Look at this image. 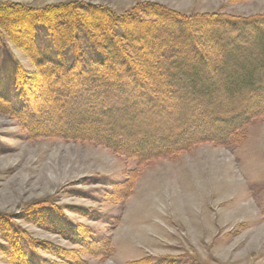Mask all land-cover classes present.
Returning a JSON list of instances; mask_svg holds the SVG:
<instances>
[{
  "label": "rangeland",
  "instance_id": "rangeland-1",
  "mask_svg": "<svg viewBox=\"0 0 264 264\" xmlns=\"http://www.w3.org/2000/svg\"><path fill=\"white\" fill-rule=\"evenodd\" d=\"M0 3L94 5L117 16L144 4L185 17L264 14V0ZM36 44L55 58L44 33ZM15 65L34 71L4 42L1 84L9 86ZM0 264H264V118L235 143L140 162L88 141L34 137L0 113Z\"/></svg>",
  "mask_w": 264,
  "mask_h": 264
},
{
  "label": "trees",
  "instance_id": "trees-1",
  "mask_svg": "<svg viewBox=\"0 0 264 264\" xmlns=\"http://www.w3.org/2000/svg\"><path fill=\"white\" fill-rule=\"evenodd\" d=\"M133 11L0 3V50L8 42L34 69L15 65L9 86L0 74V113L34 137L88 141L140 162L235 143L264 118V14ZM40 32L54 59L36 44Z\"/></svg>",
  "mask_w": 264,
  "mask_h": 264
}]
</instances>
